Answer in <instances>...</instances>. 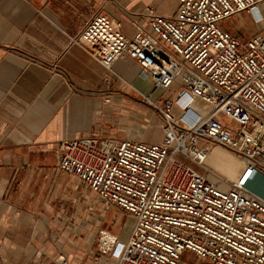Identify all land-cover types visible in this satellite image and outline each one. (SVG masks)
Segmentation results:
<instances>
[{
	"label": "built area",
	"instance_id": "2783aa9c",
	"mask_svg": "<svg viewBox=\"0 0 264 264\" xmlns=\"http://www.w3.org/2000/svg\"><path fill=\"white\" fill-rule=\"evenodd\" d=\"M262 6L264 0H178L171 15L147 6L149 28L132 21V36L105 15L86 22L76 40L108 72L132 58L154 89L169 90L180 76L185 83L165 100L131 85L162 116L160 142L103 145L86 135L57 144L60 171L133 219L126 241L99 230L94 264H181L185 252L212 264H264V28L242 38L222 24L243 12L262 22ZM183 97L204 106L192 123L174 114ZM214 145L240 159L229 176L206 164Z\"/></svg>",
	"mask_w": 264,
	"mask_h": 264
},
{
	"label": "crops",
	"instance_id": "0c3cea01",
	"mask_svg": "<svg viewBox=\"0 0 264 264\" xmlns=\"http://www.w3.org/2000/svg\"><path fill=\"white\" fill-rule=\"evenodd\" d=\"M147 6L171 15L178 0H0L1 264H61L60 255L68 264H94L102 226L84 215L92 192L58 169L57 144L86 135L103 145L160 142L164 121L131 86L151 91L142 88L135 59L118 60L108 72L76 38L99 14L120 20L132 36V21L149 28ZM167 92L176 98L184 89ZM204 110L183 97L174 114L192 123ZM213 151L221 161L210 155L206 163H219L221 171L210 166L217 174L238 169V156L218 145ZM193 254L185 252L181 264H212Z\"/></svg>",
	"mask_w": 264,
	"mask_h": 264
},
{
	"label": "rangeland",
	"instance_id": "374dc122",
	"mask_svg": "<svg viewBox=\"0 0 264 264\" xmlns=\"http://www.w3.org/2000/svg\"><path fill=\"white\" fill-rule=\"evenodd\" d=\"M264 12V6H262ZM223 26L233 33H238L242 38L248 37V35L256 32L259 29L264 28V21L256 23L253 16L248 12H243L239 15L232 16L223 21ZM140 82L143 89L151 90L146 92V94H152L153 100H165L169 98L170 92L165 89H154V83L151 77L140 78ZM175 87H184L185 83L182 77H178L175 81ZM142 90V89H141ZM152 92V93H151ZM211 155L216 158V160L221 161L215 151H212ZM221 158V157H220ZM207 165L215 168L214 170L221 171V166L219 163H206ZM216 170V172H218ZM259 181H256L253 186L258 188ZM89 200H84V215L85 217H92L91 222L99 224L102 226L101 229L110 231L111 233L117 235L120 233H129L133 226V219L130 215L123 213L116 208H106L102 202L96 199V195L91 193ZM118 236V235H117ZM194 255V254H193ZM196 257V255H194Z\"/></svg>",
	"mask_w": 264,
	"mask_h": 264
},
{
	"label": "bare ground",
	"instance_id": "6f19581e",
	"mask_svg": "<svg viewBox=\"0 0 264 264\" xmlns=\"http://www.w3.org/2000/svg\"><path fill=\"white\" fill-rule=\"evenodd\" d=\"M255 14H256L258 17H260V16H261V13H260V11H259V10H255Z\"/></svg>",
	"mask_w": 264,
	"mask_h": 264
}]
</instances>
